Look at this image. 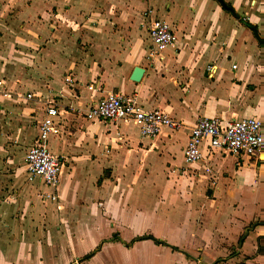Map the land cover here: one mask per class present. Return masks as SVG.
Returning a JSON list of instances; mask_svg holds the SVG:
<instances>
[{
	"label": "crops",
	"instance_id": "0c3cea01",
	"mask_svg": "<svg viewBox=\"0 0 264 264\" xmlns=\"http://www.w3.org/2000/svg\"><path fill=\"white\" fill-rule=\"evenodd\" d=\"M224 1L236 15L218 0H0V60L5 62L0 69L7 71L4 56L34 57L25 75L11 77L10 71L0 78L7 77L9 93L0 92V208L19 211L24 196L20 181L14 186L21 172L30 181L27 152L21 161L10 155L26 133L25 119L12 117L11 108L36 121L30 148L47 106L54 103L60 132L49 137L48 147L60 158L62 171L59 202L45 201L52 218L79 217L70 226L82 232L81 250L104 233L116 234L88 262L118 248L128 252L132 264L150 263L156 253L160 264H170L171 256L186 264L188 253L181 248L222 247L219 239L207 238L210 226L231 215L225 209L235 204L264 208V153L230 154L205 143L201 160L187 163L184 156L200 117L264 122V45L246 25H255L264 40V0ZM149 8L177 36L174 46L152 58L142 26ZM136 67L145 69L138 81L132 79ZM111 92L134 94L144 108L167 112L179 126H165L151 138L136 123L87 119L90 107ZM30 182L49 190L38 177ZM14 189L19 195L11 198ZM206 205L204 215L200 208ZM214 214L216 220L209 219ZM234 221L236 228L243 223ZM252 235L246 230L243 253L236 257H248L245 245ZM175 247L178 252L171 251ZM261 258L258 253L247 260L260 263ZM11 262L0 258V264Z\"/></svg>",
	"mask_w": 264,
	"mask_h": 264
},
{
	"label": "rangeland",
	"instance_id": "374dc122",
	"mask_svg": "<svg viewBox=\"0 0 264 264\" xmlns=\"http://www.w3.org/2000/svg\"><path fill=\"white\" fill-rule=\"evenodd\" d=\"M4 57L7 58V61L3 67H5L7 71L0 69V78L3 77L4 73L10 71H13L11 77H13L12 75L23 76L26 74L25 70L34 65L33 56H29V60L24 59V56L16 57L13 55L11 57ZM4 63L5 62L1 59L0 64ZM4 78L5 80L7 79V77ZM7 83L5 81L0 84V89L3 88V90L0 91L3 96H9ZM26 96L29 98L28 95ZM17 105L21 106V104ZM11 112L12 117L15 115L16 118L19 117L20 121L25 119V137L20 143L15 145L16 148H13V150L10 151V155L15 161H21L24 160L25 153L33 142L36 121L34 120V117L31 116L22 118V115L18 114V110L14 109V107L11 108ZM16 124L17 122H12L11 126L13 127ZM15 178L17 179V177ZM18 182L19 185H21V193H23L24 196L23 206H20L21 209L19 211L17 210V207L11 209L12 213L17 210V212L12 215L11 212L8 213V210L4 209V207L0 208L1 259L3 256L10 259L12 261L10 264H106L104 262L110 261V259L115 260L112 264H132L129 262L132 259L131 256L126 255L128 252L124 250L125 253L122 251L123 249L120 250L118 248L105 250L106 252L94 260L95 262L93 260H91L93 262L81 260L91 252H97L101 244H104L107 239H110V237L115 238L116 234L113 233L114 235L111 236L104 233L102 237L97 239V244H94L91 247L82 248L81 250L78 248V245H81L83 240L79 239L80 237L78 235H82V232L77 227L72 229L70 226L72 223L77 225L79 217L59 215L57 219L55 217L52 218L49 207L45 202L46 200L41 196L42 191L40 188L37 185H31L30 183L32 182L29 181V183L28 180H25L22 172L17 184L14 186L15 188H18ZM14 190L16 191H13L10 195L11 198L19 195V191L17 189ZM188 201L189 200H187V202ZM257 204H260V202ZM242 206L235 204L233 205V208L225 209L230 211L231 215L229 217L221 216L220 221L217 220L218 226L214 228L210 226L212 233L207 239H212V237L219 239L222 247L216 249L213 247L201 248V246L198 245L189 248H181L188 253V255L185 254L186 264H203L205 259L219 261L224 258L226 260L225 263L222 264H264V208L259 206H244L242 208ZM207 208L208 205L200 208V210L204 212V215L206 214ZM213 208L211 210H213ZM213 211H211V213H213ZM216 217L217 215L214 214L210 216L209 219L216 220ZM236 219L243 221L241 226L237 228L235 226H238L239 223H235L237 222L234 221ZM203 223V218L198 219V222L195 223L197 229L198 226L200 229ZM232 225H234L235 232L231 231ZM248 229L249 234L251 231L252 234L254 233V235H252L254 239L247 241L245 245L247 254H245V256L255 258L258 256V253H260L262 255V262L260 263L257 261L249 262L247 260L248 257H236L238 253H243L242 247L240 248V242ZM94 234L97 235L99 233L96 231ZM246 238L244 239L243 244L246 241ZM251 244L252 246H250ZM170 249L172 252H178L177 247ZM79 250L81 251L79 252ZM121 252L122 255L120 254ZM159 256L161 255L156 253V256L150 263H147L146 261L143 262L142 260L140 261L142 262L140 264H160ZM227 260L230 261L227 262ZM182 261L179 262V260L171 256L170 264H182Z\"/></svg>",
	"mask_w": 264,
	"mask_h": 264
},
{
	"label": "built area",
	"instance_id": "2783aa9c",
	"mask_svg": "<svg viewBox=\"0 0 264 264\" xmlns=\"http://www.w3.org/2000/svg\"><path fill=\"white\" fill-rule=\"evenodd\" d=\"M153 9L149 8L142 26L148 31L151 40L149 57L159 55L163 50L177 43V36L170 24L153 16ZM70 81V78H66ZM5 79H0V84ZM32 97V94H28ZM58 108L49 103L46 114L40 124L39 136L34 145L26 153L27 170L30 181L40 178L48 191L41 196L52 203L59 202L56 187L62 171V162L51 152L48 140L51 135L60 132V125L56 122ZM89 120H101L112 123H136L144 137H156L163 127H178L179 124L165 111L160 109H146L134 94L111 92L102 97L86 113ZM120 140L122 137L119 138ZM207 143L213 150L236 155L260 156L264 153V122L258 117H248L239 120L226 121L220 117H200L189 136L184 150L185 161L195 163L203 158V145ZM264 163V160H262ZM51 189V190H50ZM61 209V206H58Z\"/></svg>",
	"mask_w": 264,
	"mask_h": 264
},
{
	"label": "trees",
	"instance_id": "16d2710c",
	"mask_svg": "<svg viewBox=\"0 0 264 264\" xmlns=\"http://www.w3.org/2000/svg\"><path fill=\"white\" fill-rule=\"evenodd\" d=\"M246 25H247L248 27L251 28V30L253 31L255 37L258 39L259 43L262 44V45H264V40H263V38L260 36L259 31H258V28H257L255 25H253V24H251V23H249V22H246ZM146 238H151V239L155 240L157 243H163V244H165V245H168L165 241H162V240H160V239H156V238H154V237L151 236V235L147 236ZM93 254H94V253L91 252L90 254L84 256L81 260L89 259L90 257L93 256Z\"/></svg>",
	"mask_w": 264,
	"mask_h": 264
},
{
	"label": "water",
	"instance_id": "95a60500",
	"mask_svg": "<svg viewBox=\"0 0 264 264\" xmlns=\"http://www.w3.org/2000/svg\"><path fill=\"white\" fill-rule=\"evenodd\" d=\"M218 1L222 4L223 7H225L226 9H228L234 13V10L224 0H218ZM144 72H145L144 68L136 67L132 73V79L135 81L140 80L142 78Z\"/></svg>",
	"mask_w": 264,
	"mask_h": 264
}]
</instances>
